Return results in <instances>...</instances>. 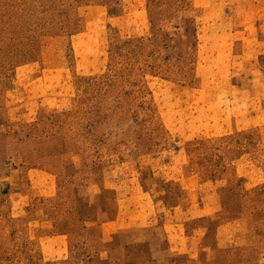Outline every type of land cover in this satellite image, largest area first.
I'll return each instance as SVG.
<instances>
[{
	"label": "rangeland",
	"instance_id": "374dc122",
	"mask_svg": "<svg viewBox=\"0 0 264 264\" xmlns=\"http://www.w3.org/2000/svg\"><path fill=\"white\" fill-rule=\"evenodd\" d=\"M108 203L264 264V0H0V264Z\"/></svg>",
	"mask_w": 264,
	"mask_h": 264
},
{
	"label": "crops",
	"instance_id": "0c3cea01",
	"mask_svg": "<svg viewBox=\"0 0 264 264\" xmlns=\"http://www.w3.org/2000/svg\"><path fill=\"white\" fill-rule=\"evenodd\" d=\"M113 207V204L108 203V207H101L97 214L90 212V216L83 215L87 229L71 244L68 243L67 248L73 251V258L67 264H166L164 262L193 264L195 262L199 255L202 227L193 228L191 224L187 227V223L180 226L177 223V227L171 225L173 226L171 228L168 217L163 220L154 218L152 211H147L145 215H136L130 211L128 215L122 209L113 210ZM175 208L177 209L176 206ZM183 225L185 228L182 229ZM194 232L200 236L196 238ZM94 238L96 239L93 240ZM89 240H93V243ZM75 249L83 251L79 263L74 259L77 258L74 255Z\"/></svg>",
	"mask_w": 264,
	"mask_h": 264
}]
</instances>
